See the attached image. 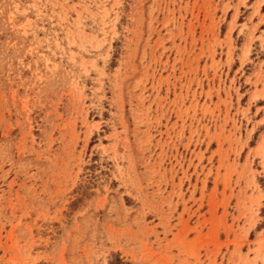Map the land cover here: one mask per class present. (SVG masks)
<instances>
[{"label": "rangeland", "instance_id": "obj_1", "mask_svg": "<svg viewBox=\"0 0 264 264\" xmlns=\"http://www.w3.org/2000/svg\"><path fill=\"white\" fill-rule=\"evenodd\" d=\"M0 264H264V0H0Z\"/></svg>", "mask_w": 264, "mask_h": 264}, {"label": "crops", "instance_id": "obj_2", "mask_svg": "<svg viewBox=\"0 0 264 264\" xmlns=\"http://www.w3.org/2000/svg\"><path fill=\"white\" fill-rule=\"evenodd\" d=\"M258 122H260L261 121V119H259V120H257Z\"/></svg>", "mask_w": 264, "mask_h": 264}]
</instances>
